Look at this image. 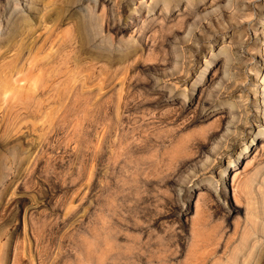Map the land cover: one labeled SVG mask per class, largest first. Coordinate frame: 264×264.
<instances>
[{
  "label": "rangeland",
  "instance_id": "rangeland-1",
  "mask_svg": "<svg viewBox=\"0 0 264 264\" xmlns=\"http://www.w3.org/2000/svg\"><path fill=\"white\" fill-rule=\"evenodd\" d=\"M0 1V264H264V0Z\"/></svg>",
  "mask_w": 264,
  "mask_h": 264
},
{
  "label": "bare ground",
  "instance_id": "bare-ground-1",
  "mask_svg": "<svg viewBox=\"0 0 264 264\" xmlns=\"http://www.w3.org/2000/svg\"><path fill=\"white\" fill-rule=\"evenodd\" d=\"M19 1L20 0H8V2H9V4L10 3H19ZM76 1V0H75ZM78 1V0H77ZM163 1V3H164V7L165 8H170L169 7V1L170 0H162ZM179 1H181V0H179ZM190 1H196V3L194 4L195 5V13H197V11H200V10H204L205 9V7L207 6V5H213V4H215V3H217V2H215V3H212V0H209V1H206V0H190ZM1 2V1H0ZM6 2H7V0H6ZM54 2V1H53ZM80 2V1H79ZM2 3V2H1ZM5 3V2H4ZM78 3V2H77ZM162 3V4H163ZM228 4H229V6H231V5H236V4H238V2H233L232 0H229L228 2H227ZM44 6H43V8H49V7H52L51 5H50V1L48 2V1H45L44 3ZM176 4V3H175ZM174 4V5H175ZM186 3H184V5H185ZM178 5V4H177ZM20 6H21V4H20ZM56 6V5H55ZM160 6V5H159ZM186 6V5H185ZM219 6V5H218ZM240 7V6H239ZM239 7H233L232 6V8H233V14L236 12V10H238L239 9ZM54 8V7H53ZM219 8L220 7H218V10H219ZM9 9V8H8ZM175 9V8H174ZM193 9V8H192ZM45 10V9H44ZM56 10H57V7H56ZM10 11V10H9ZM51 11V10H50ZM50 11H47V12H50ZM59 11V10H58ZM44 12V11H43ZM46 12V13H47ZM19 13V12H18ZM45 13V12H44ZM43 13V14H44ZM45 13V14H46ZM58 13V12H57ZM22 14H27V17L25 16V20L26 21H29L30 23H31V21H33V19H31L30 17L31 16H33L35 19H36V21H35V25H33L32 23L31 24H29V27H52V26H49L50 25V23L49 22H46V19H42L44 16H42L41 14H42V10H41V8L39 7V0H26V6H25V9L23 10V13ZM262 14H263V12H262ZM3 15H5V14H3ZM57 16V15H56ZM15 17V16H14ZM98 17V16H97ZM97 17H94V18H97ZM233 18H234V16H232ZM57 19V18H56ZM235 19V18H234ZM235 20H237V19H235ZM263 21L262 22H264V17H263V19H262ZM98 21V20H97ZM238 21V20H237ZM17 22V21H16ZM78 23V22H77ZM91 23H92V25H93V22L91 21ZM236 23V22H235ZM16 24V23H15ZM49 24V25H48ZM97 25V24H96ZM55 26V25H54ZM78 27H80V31H81V40L80 41H82V43L84 44V45H87L88 44V42H90L91 41V43H93L92 41H94V47H96V44H95V38H92L91 37V39H90V35H89V28L88 27H90V23H88V22H86V21H80L79 22V26ZM44 28V29H45ZM47 30V29H46ZM33 32V31H32ZM35 32V31H34ZM33 32V33H34ZM36 32H38V30L36 31ZM36 36V35H35ZM48 36V35H47ZM224 36V35H223ZM226 36V35H225ZM37 38H42L43 37V35H41V34H38L37 36H36ZM44 37H45V35H44ZM33 39V38H32ZM232 39V38H231ZM35 40V39H34ZM40 41V40H39ZM53 41H54V39H53ZM46 42V41H45ZM41 43V42H40ZM64 44V43H63ZM30 45V44H29ZM41 45H42V43H41ZM237 45H239V44H237ZM38 46V45H37ZM37 46H36V48H37ZM33 48V47H32ZM36 48L34 47V49L36 50ZM38 48H40V47H38ZM33 50V49H32ZM40 50H41V48H40ZM44 50V49H43ZM42 50V51H43ZM39 52V51H38ZM232 52V51H231ZM227 54V53H226ZM37 55V54H36ZM65 56V55H64ZM216 58V57H215ZM222 59H223V57H222ZM224 59H225V57H224ZM228 61V60H227ZM222 62V61H221ZM231 62V61H230ZM232 62H234V61H232ZM32 63H34V62H32ZM239 63V62H238ZM219 64V61L217 62V65ZM221 64V63H220ZM224 64V63H223ZM31 65V64H30ZM177 65V64H176ZM222 66V65H221ZM31 67V66H30ZM41 67V66H40ZM215 67H217V66H215ZM31 68H33V67H31ZM17 69V68H16ZM42 69V68H41ZM215 69V68H214ZM10 70H12V68L10 69ZM20 70V69H19ZM18 70V71H19ZM34 70V69H33ZM39 70H40V68H39ZM17 71V72H18ZM31 71V70H30ZM29 71V72H30ZM38 71V70H37ZM20 72V71H19ZM28 72V73H29ZM231 71H229V73H230ZM33 73H34V71H33ZM31 74V73H30ZM230 76V75H229ZM206 78V77H205ZM208 79V78H207ZM211 79V78H210ZM209 81V80H208ZM207 81V82H208ZM264 81V80H263ZM210 82V81H209ZM207 84V83H206ZM210 84V83H209ZM208 84V85H209ZM203 86V85H202ZM0 88H2L1 86H0ZM161 95V94H160ZM164 96V95H163ZM200 97V96H199ZM178 100V99H177ZM192 100V99H191ZM195 100V99H194ZM262 103H263V105H264V94H263V96H262ZM229 108H230V106H229ZM222 109H224V108H222ZM228 109V108H227ZM219 111H220V109H219ZM262 113L264 114V109L262 110ZM231 114V113H230ZM233 116V115H232ZM228 129V128H227ZM232 164V163H231ZM226 172V171H225ZM200 187V186H199ZM30 245V244H29ZM31 250V249H30Z\"/></svg>",
  "mask_w": 264,
  "mask_h": 264
}]
</instances>
